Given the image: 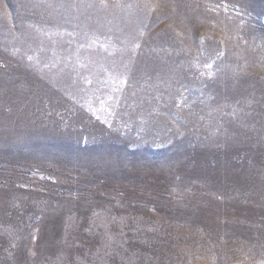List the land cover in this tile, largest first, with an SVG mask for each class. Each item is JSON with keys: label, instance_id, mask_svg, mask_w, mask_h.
I'll return each mask as SVG.
<instances>
[{"label": "rangeland", "instance_id": "374dc122", "mask_svg": "<svg viewBox=\"0 0 264 264\" xmlns=\"http://www.w3.org/2000/svg\"><path fill=\"white\" fill-rule=\"evenodd\" d=\"M0 264H264V0H0Z\"/></svg>", "mask_w": 264, "mask_h": 264}]
</instances>
